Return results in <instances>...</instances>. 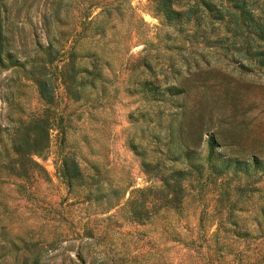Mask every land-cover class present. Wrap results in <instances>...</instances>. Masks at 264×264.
I'll use <instances>...</instances> for the list:
<instances>
[{
	"label": "rangeland",
	"instance_id": "rangeland-1",
	"mask_svg": "<svg viewBox=\"0 0 264 264\" xmlns=\"http://www.w3.org/2000/svg\"><path fill=\"white\" fill-rule=\"evenodd\" d=\"M49 2L0 0L1 54L21 62L0 65V163L13 155L16 121L44 106L26 69L41 65L46 35L70 33L76 21L78 53H95L101 69L74 99L56 70L70 38L47 64L54 124L47 151L32 156L44 171L33 166L22 178L0 169V264H21L25 255L40 264H264V66L228 41L205 43L203 19L169 20L156 0ZM86 15L95 21L84 27ZM209 134L217 172L203 161ZM182 138L187 155L175 147ZM66 153L85 183L67 185ZM175 167L186 170L176 196L132 218L126 199H152L159 173Z\"/></svg>",
	"mask_w": 264,
	"mask_h": 264
},
{
	"label": "trees",
	"instance_id": "trees-1",
	"mask_svg": "<svg viewBox=\"0 0 264 264\" xmlns=\"http://www.w3.org/2000/svg\"><path fill=\"white\" fill-rule=\"evenodd\" d=\"M92 1V0H90ZM158 2V9H161L162 14L167 19L178 18L179 15L189 19L192 18L195 22H199L203 19V27H201V35L205 43L228 41L229 44L236 47V50L242 51V53L253 62L260 66H264V10L262 9L261 2L257 0H193L191 3L182 9L178 10L172 7V0H156ZM251 5L259 7L258 12H252ZM49 8L55 6L54 0H50L48 4ZM77 20V19H76ZM85 25L95 21V15L90 16L87 19V15L80 19ZM76 21H72V31L70 33H51L46 35V46L42 53L41 65L36 66L34 62L29 64L26 72L29 78L36 86V91L40 102L44 105L42 110L34 115H31L27 119L19 118L16 125L11 132L9 143L12 151V156L6 157V160L0 163V169L7 175L16 177H25L29 174L33 166H37L44 169L42 166L32 157L33 155L40 156L44 154L48 149L49 142V130L53 126L54 122L52 116H50V106L54 102V85L51 80V76L48 75L47 64L54 60L58 54L60 46H62L69 38L72 43L69 48L66 49L65 60L57 67V75L60 79L65 93L68 97L78 99L80 97L79 92L85 81L92 82L93 78H96L101 67H98L95 63V57L92 53L84 51L78 53L77 45L79 38L83 36V31L79 34L75 30ZM212 33V35H210ZM5 39V32L2 27V20L0 18V65H20L21 62H17L12 59L9 54L2 56L3 42ZM228 44V45H229ZM84 58L90 65L83 64L81 67L76 64L77 57ZM5 58V59H4ZM6 60V61H5ZM93 85V84H92ZM184 131L182 125L179 128V135L182 137ZM206 154L203 161H207V168L213 171H219L220 167L216 164L209 163V158L213 153V149L217 145L215 138L212 134L206 137ZM182 144V145H181ZM178 151L187 155L189 151L188 143L182 138L180 145L176 144ZM168 148H166L167 152ZM179 152V153H180ZM177 156V155H175ZM259 159L256 156L251 157V162L254 165L259 164ZM251 163V164H252ZM192 162L188 161V165L192 167ZM252 164V165H253ZM202 167V162L199 163ZM229 165V159L225 166ZM237 165L241 169H246L248 163H243L240 160L237 161ZM62 171L66 177L67 185L71 188L72 185H80L85 183L84 176L76 158L66 153L61 158ZM186 172L185 168L175 167L171 172L159 173L158 181L160 187L151 196L152 199H145L147 195L135 198L129 197L124 204L128 206V212L132 218L136 220L144 212L154 210L157 207H162L165 204H159L158 200L167 198L170 196H176L178 188V182H186V177L183 174ZM177 175L176 185L170 183L169 177ZM1 176V174H0ZM183 176V177H182ZM149 186L135 189L134 191L149 189ZM177 189V190H176ZM115 204V203H114ZM170 206V205H169ZM28 256H24L21 259V264H40L37 256L30 257V263H27Z\"/></svg>",
	"mask_w": 264,
	"mask_h": 264
}]
</instances>
